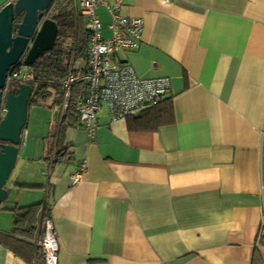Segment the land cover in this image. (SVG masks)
<instances>
[{"label": "crops", "instance_id": "1", "mask_svg": "<svg viewBox=\"0 0 264 264\" xmlns=\"http://www.w3.org/2000/svg\"><path fill=\"white\" fill-rule=\"evenodd\" d=\"M121 14L145 26L118 59L169 78V97L140 118L104 108L94 141L62 129L54 99L31 105L0 232L43 204L59 264H264V0H125ZM21 255L0 242V264L43 261Z\"/></svg>", "mask_w": 264, "mask_h": 264}, {"label": "built area", "instance_id": "2", "mask_svg": "<svg viewBox=\"0 0 264 264\" xmlns=\"http://www.w3.org/2000/svg\"><path fill=\"white\" fill-rule=\"evenodd\" d=\"M124 1L73 0L76 14L85 20V28L89 33V51L85 63L76 60L73 54L68 73L62 80L61 120L70 107L74 88L83 85L85 93L75 107L79 115V126L92 141L96 139L99 129L98 114L104 108L108 110L112 121L116 122L139 116L145 110L162 104L171 91L169 78L141 79L129 64L118 59L123 52L139 49L145 26L142 18L121 14ZM101 7L106 8L111 17L110 37H105L103 33V24L98 14ZM34 82V71L20 62L8 74L4 96L11 91L12 84L33 87ZM37 247L43 255L44 264H59V244L51 219L46 220L44 234L38 239Z\"/></svg>", "mask_w": 264, "mask_h": 264}, {"label": "water", "instance_id": "3", "mask_svg": "<svg viewBox=\"0 0 264 264\" xmlns=\"http://www.w3.org/2000/svg\"><path fill=\"white\" fill-rule=\"evenodd\" d=\"M54 0H0V205L8 198L6 184L15 168L23 130L34 95L31 85L4 96L8 74L20 62L33 66L53 50L57 24L48 19Z\"/></svg>", "mask_w": 264, "mask_h": 264}, {"label": "trees", "instance_id": "4", "mask_svg": "<svg viewBox=\"0 0 264 264\" xmlns=\"http://www.w3.org/2000/svg\"><path fill=\"white\" fill-rule=\"evenodd\" d=\"M58 26V37L53 50L43 53L33 66L27 67L34 71L35 88L30 106L39 101L46 102L54 99V103L61 108L63 102L62 80L66 77L69 65L75 53L76 60H88L89 33L85 28V20L76 14L73 0H57L47 16ZM11 91L18 94L19 85L11 88ZM85 93V87L77 85L72 94L70 107L62 119V129L79 124V115L76 112V102ZM164 102V101H163ZM161 105V104H160ZM151 107L144 112L155 109ZM139 116H132L140 118ZM67 156V150L63 146L62 138L58 143L57 162ZM43 208V215L39 216V210ZM42 212V211H41ZM49 210L43 204H37L25 208H15L14 228L12 233L3 234L0 232V242L7 244L18 255L22 256V251L27 250L29 257L38 260L43 258L41 251L37 247L38 236H43L46 220L50 217ZM41 253V254H40ZM24 257V256H23ZM40 264H44L40 261Z\"/></svg>", "mask_w": 264, "mask_h": 264}, {"label": "rangeland", "instance_id": "5", "mask_svg": "<svg viewBox=\"0 0 264 264\" xmlns=\"http://www.w3.org/2000/svg\"><path fill=\"white\" fill-rule=\"evenodd\" d=\"M106 36H109L108 33H106ZM16 85H18V84H12L11 88L16 87Z\"/></svg>", "mask_w": 264, "mask_h": 264}]
</instances>
